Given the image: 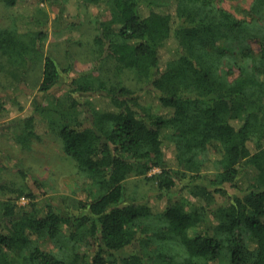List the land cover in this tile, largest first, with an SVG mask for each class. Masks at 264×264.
Here are the masks:
<instances>
[{
	"label": "trees",
	"instance_id": "1",
	"mask_svg": "<svg viewBox=\"0 0 264 264\" xmlns=\"http://www.w3.org/2000/svg\"><path fill=\"white\" fill-rule=\"evenodd\" d=\"M67 1L24 4L0 28L14 90L32 98L14 116L2 86L0 131L26 150L58 133L80 180L48 194L0 155V264H264V0L241 18L221 0H81L101 7L84 71L44 50L42 3L60 30ZM131 176L155 192L128 195Z\"/></svg>",
	"mask_w": 264,
	"mask_h": 264
},
{
	"label": "rangeland",
	"instance_id": "2",
	"mask_svg": "<svg viewBox=\"0 0 264 264\" xmlns=\"http://www.w3.org/2000/svg\"><path fill=\"white\" fill-rule=\"evenodd\" d=\"M162 1L167 2L168 0ZM24 4L37 6L41 2L40 0H18V6H10L0 0V28L10 26ZM220 4L241 18L244 16L242 10L249 8L250 1L221 0ZM42 5L46 8L50 21V30L44 43L45 52L52 53L63 66L71 62L75 71L93 69L96 65L92 52L93 37L96 33L95 18L101 7L93 3L85 4L81 0H68L64 12L70 25L55 30L52 25L57 15L56 11L47 4L42 3ZM252 45L256 49L259 47L256 42H252ZM41 79L40 69L33 68L29 72L27 83L32 88H37V84L40 83ZM17 84L18 80H15L9 73L5 56L0 52V89L2 86L13 89L10 91L11 95L16 94L23 106V111L20 113L15 114L13 112L14 116L24 113L32 102V98L21 91L23 89L14 90ZM9 120L10 118L4 121ZM7 133H9L7 130L5 132L0 131V155L8 158L7 161L5 159L3 161H6L9 166H14L19 162L23 164L27 168L30 178L36 180L40 185L39 188L48 194L75 196L74 192L78 188V181H80L78 180L79 176L74 161L66 156L63 151L61 137L58 133L43 134L40 139L35 140L30 145L31 148L28 150L23 149ZM159 170V168H154L150 173ZM3 173L8 178L20 181V175L15 168H7ZM126 185L128 186L127 194L135 198H146L156 190L154 183L143 176H131ZM68 201L72 202L71 199H68ZM152 201L158 206L163 205L161 200L152 199ZM25 202V199H20L21 204Z\"/></svg>",
	"mask_w": 264,
	"mask_h": 264
}]
</instances>
